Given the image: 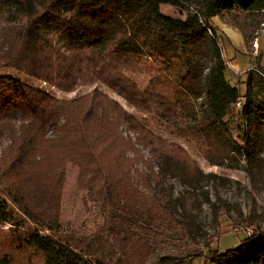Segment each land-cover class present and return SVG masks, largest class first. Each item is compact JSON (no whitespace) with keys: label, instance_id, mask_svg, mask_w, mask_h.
<instances>
[{"label":"trees","instance_id":"16d2710c","mask_svg":"<svg viewBox=\"0 0 264 264\" xmlns=\"http://www.w3.org/2000/svg\"><path fill=\"white\" fill-rule=\"evenodd\" d=\"M0 5L9 6L11 16H15L2 31L0 71L51 83L66 92H73L87 79L90 83L100 81L133 105L135 98H145L154 107L157 121H165V129L207 147L206 158L211 165L242 170L253 186L264 189V75L249 76L242 95L239 87L225 77L222 49L210 26L211 19L222 11L262 12L264 0H0ZM162 5L184 12L185 19L165 16L160 11ZM43 29L65 36L67 52H58L44 38ZM141 64L155 75L142 89L120 69L121 65L136 69ZM171 71L172 81L165 75ZM241 98L244 103L236 116L246 132L242 145L224 121ZM79 101L59 102L14 76H0V129L7 127L11 141L7 149L11 155L6 157L4 150L0 156V179L15 177L24 164L42 160L49 131L56 138L67 129L86 141L88 151H92L93 138L87 137L91 125L99 122L107 126L112 121L104 107L95 105L94 98L86 110L79 108ZM94 106L100 108L103 120L94 118ZM97 139L104 145L111 143L102 135ZM214 148L218 151L211 156ZM152 158L158 171L149 172L145 186L150 191L140 194L142 205L137 211L124 209L116 193L112 196V212H129V220L137 222L148 241L151 236L160 237L162 231H179L196 246L188 250L190 255L209 249L218 236L216 232L209 237L199 221L206 204L217 231L222 216L252 231L239 248L226 256L218 255L213 263L264 264V210L245 216L240 205H229L218 192V186L230 183L229 179L204 174L173 149L157 151ZM94 162V166H102ZM128 171L120 173L115 181H130ZM108 175L106 171V180ZM173 180L192 196L193 209L187 207L185 193L174 192L170 184ZM129 185L136 190L135 184ZM22 202L15 200L19 211L38 227L51 231L56 219L38 218L29 204ZM4 224L16 226L17 218L7 202L0 200V225ZM24 243L43 255L44 264H109L94 249L89 251L60 236H44L37 230L28 232ZM149 248L156 250L152 245ZM166 253L167 257L177 256L172 251Z\"/></svg>","mask_w":264,"mask_h":264},{"label":"rangeland","instance_id":"374dc122","mask_svg":"<svg viewBox=\"0 0 264 264\" xmlns=\"http://www.w3.org/2000/svg\"><path fill=\"white\" fill-rule=\"evenodd\" d=\"M160 11L174 19L186 17L184 12L168 5H162ZM10 12L9 6L0 5V39L3 29L11 25L13 22L10 20L15 18ZM43 34L58 52H67L69 43L65 36L54 34L49 29H43ZM120 69L141 89L147 87L151 77L155 76L152 71L147 70L145 64L138 65L136 69L121 65ZM4 74L43 91L53 100H80L81 110H86L89 100L94 98L95 105L104 107L112 122L107 126L99 122L91 125L87 137L93 138L90 146L92 151H88L86 141L67 129H62L56 138L49 131L46 135L49 143L43 148L42 160L24 164L15 177L0 179V200L7 202L17 218L16 226L0 225V264H44V257L40 252L23 244L27 233L35 230L44 236H60L78 242L89 251L94 249V253H101L109 264H214L218 255L226 256L230 250L239 248L251 235V229L240 228L225 216H222L217 231L209 207L204 204L199 213L203 231L209 237L216 232L218 234L209 249L203 248L201 253L197 251L188 255V250L193 251L196 246L179 231H162L160 237L151 236L148 241L137 222L129 220L131 214L112 212L111 203L112 196L117 193V201L118 198L122 199L124 209L132 208L137 211L142 205L140 194L142 191H150L145 186L149 172L158 171L157 163L152 158L157 151L173 149L179 158L186 157L204 174L215 173L221 178L229 179L230 183L218 186V192L229 205H240L245 216L264 210V189L257 184L253 186L242 170L211 165L206 158L207 147H200L186 136L165 129V121H157L152 111L154 107L145 98H135L136 105L129 104L125 98L100 81L90 83L89 79L83 84L79 83L73 92H66L51 83L30 80L14 72L1 70L0 76ZM165 75L168 79H174L172 71ZM160 76L161 79L164 78L163 75ZM243 103L244 98H241L238 107L224 120L234 139L241 145L246 132L241 127V118L236 114ZM100 108L94 106V118L103 120ZM123 114L125 117L119 118ZM174 126L172 123L171 129ZM99 135L111 139V143L104 145L97 139ZM10 146L7 127L0 129V156L4 150L5 156H10V150H7ZM217 151L212 149L211 156H215ZM94 161L102 166H94ZM1 170L0 168V177ZM106 171L109 174L108 180L105 179ZM127 171L130 181H115L120 173ZM132 183L137 186L136 190L129 187ZM170 184L174 185L176 194L185 193L187 207L193 209L195 202L186 189L175 180L170 181ZM15 200L25 201L22 202L25 206L29 204L38 218L54 217L56 224L51 225V231L38 227L19 211ZM199 241L202 248L203 240L199 238ZM151 245L155 251L149 248ZM166 251L175 252L174 255L178 257H167ZM181 255L184 257H179ZM95 256L100 257V254Z\"/></svg>","mask_w":264,"mask_h":264},{"label":"crops","instance_id":"0c3cea01","mask_svg":"<svg viewBox=\"0 0 264 264\" xmlns=\"http://www.w3.org/2000/svg\"><path fill=\"white\" fill-rule=\"evenodd\" d=\"M210 26L222 49L225 77L244 95L249 76H255L250 69L256 66L264 73V11L252 14L222 11L211 19Z\"/></svg>","mask_w":264,"mask_h":264},{"label":"built area","instance_id":"2783aa9c","mask_svg":"<svg viewBox=\"0 0 264 264\" xmlns=\"http://www.w3.org/2000/svg\"><path fill=\"white\" fill-rule=\"evenodd\" d=\"M253 48H254V50L257 49V44H256V42H254V44H253ZM250 71H251L252 73H254V74H264L263 72H261L262 70H259L256 66H253V67L250 69ZM237 104L239 105V102H238Z\"/></svg>","mask_w":264,"mask_h":264}]
</instances>
